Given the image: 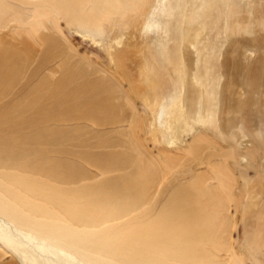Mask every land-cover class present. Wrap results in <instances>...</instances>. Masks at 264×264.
Segmentation results:
<instances>
[{"label":"bare ground","instance_id":"obj_1","mask_svg":"<svg viewBox=\"0 0 264 264\" xmlns=\"http://www.w3.org/2000/svg\"><path fill=\"white\" fill-rule=\"evenodd\" d=\"M200 1L176 0L175 6L174 0H0V261L5 254H10L14 262L8 264H242L237 263L229 243L223 240L231 229L223 212L234 209L236 216L242 211L239 204L252 195L253 190L244 192L238 186L229 161L241 166L246 157L247 161L252 160L248 165H255L259 153L254 143L253 148L239 151L230 146L226 150L217 139L215 142L201 138L207 141L208 152L205 158L198 155V163L202 162L201 166H207L215 175L209 180L205 174L195 175L193 185L179 184L172 194L166 190L171 195L165 205L157 203L159 209L153 216L146 208L151 211L152 205L155 209L154 202L159 194L163 195L162 183L152 169L153 162L143 160L144 153L137 144H125L118 152V145L113 141H93L92 151H86L84 146H91L92 142L90 132L84 131L77 145L78 160L100 168L99 177L106 179L109 174L112 177L125 168H132L123 177L113 175L100 184L89 185L84 184L85 178L78 166L76 173L67 169L65 161L71 150L56 144L55 140L64 133L47 128L49 121L58 120L82 121L96 128L124 127L137 118L138 113L132 111V98L126 96L132 111L130 122H122V115L114 119L111 112L107 123L103 122L106 106L101 92L103 80L83 84L81 97L70 82L72 73L65 81L54 83L51 91L35 87L38 74L47 65L45 60L52 56V48L59 47L77 56L70 43H63L66 41L64 28L99 35L104 32L105 23L121 30L134 27L131 35L141 37L140 44L151 43L147 48L149 59L156 71L157 68L163 71L170 70L168 67L173 64L167 51L170 42H180L183 50L189 52L191 29L194 31L199 19L204 21L197 27L214 20L213 29L228 42L222 62L225 83L220 108L216 111L213 103L204 102L205 93L198 92L194 86L189 91L193 102L186 97L183 84L187 81L181 65L173 67L180 75L172 90L167 94L155 92L152 98H160L163 116L174 104L173 100L180 99L174 114L178 122L198 117L202 124L219 129V134L225 131L232 136L237 128L242 132L248 130L256 114L260 116L264 111V0L209 1L212 19L196 16ZM181 10L184 13L179 14L172 28L168 23L169 12ZM219 23L222 28L217 26ZM139 27L140 36L136 32ZM138 46L139 43L130 44L114 53L119 70L124 68L122 62L127 57L129 64L139 60L137 55L143 49ZM38 53L40 61L36 62L34 54ZM87 68L85 71L90 73ZM52 73L54 70L50 69L48 74H43L39 83ZM200 78L196 81L202 82ZM125 84L133 87L134 96L146 95V90L137 88L130 79ZM177 84L183 86L178 88ZM204 90L214 99L215 90L210 84ZM183 98L186 102L181 101ZM47 100L57 101L59 110L37 108ZM26 117L32 120L27 122ZM245 122L247 127L242 125ZM80 126L59 128L66 129L70 137L71 130ZM159 126L168 130L163 121ZM23 128L32 132L23 134ZM126 128L120 134L129 136ZM230 129L233 131H227ZM57 145L61 147L55 149ZM200 149L201 146L194 150L199 153ZM56 150L57 161L52 156L48 158ZM142 161L146 164L144 169ZM37 175L53 182L36 179ZM53 183L76 188L69 190ZM256 187H263L259 194L264 197V182H258ZM263 211L255 212L245 222L249 233L256 232L252 242L264 237ZM224 251L232 255L231 263L220 260Z\"/></svg>","mask_w":264,"mask_h":264},{"label":"rangeland","instance_id":"obj_2","mask_svg":"<svg viewBox=\"0 0 264 264\" xmlns=\"http://www.w3.org/2000/svg\"><path fill=\"white\" fill-rule=\"evenodd\" d=\"M209 1L212 0H202L198 3L196 16L202 15L204 17L211 18L209 11H213L207 5ZM175 2L176 0H174V5L176 6ZM202 4H205V8L204 10L199 11V7H201ZM214 11L217 13L216 10ZM183 13L184 10H181L180 12L170 11L169 15H173V20H170V16L168 17L169 26L175 28L176 19L179 14ZM202 19L204 21V18ZM202 19H199L194 31L191 29L189 42L187 43V45L189 44L188 47L191 46V48H189V52H187L188 49L187 51L183 50V47L179 45L180 42L178 39L177 41L179 43L177 44L174 41L170 42V49L167 51L172 57L173 64L171 63L172 65H170L172 68L168 67L170 70L163 71L160 68H157L160 72L156 71L155 64L152 63L148 56L149 53L147 48L150 47L151 43L140 44V41L142 40L141 37L131 35V30L133 31L134 27L129 26V29L126 28L125 30H121L118 26H114L111 23H105L104 32L99 35H96V33L93 32H84L76 28H64L63 33L66 41L63 40V43H70V46H72L76 51L77 56L75 57L73 54L68 53L59 47L56 49L52 48L50 51L52 56L45 60L47 65L38 74V77L35 80V87H44L47 91H51V86L54 83L56 84L58 82L65 81L72 73L73 79L70 82H72V85H74L81 97L83 84L103 80L101 85L103 90L101 92L106 103L103 112V122L108 123L111 112L114 119L117 118V115H122L123 119L120 118L122 122H130L132 118V111L138 113L136 114L137 118L135 119V122L132 120L134 123L131 122L129 123L130 125L125 124L124 127L111 126L110 129L96 128L91 123H82V121H76V123H66V121H63L62 123L58 120V122L49 121L47 123V128L62 131L64 133L62 138H56L55 140L56 144L61 143L64 147L71 150V154L66 157L67 160L65 161L67 169L71 170L72 173H76L78 172V168H76L78 166L84 175L85 179L83 178V182H86L84 184L89 185L91 182L93 184H100L99 182H103L105 178L98 176L100 168H93L88 166L90 164L89 162L86 161L84 163L78 160L80 149H77V145H80V142L82 141L81 137L83 136L84 131L87 130L90 132L89 140L92 142L91 146H84L86 151H92V147L94 146L93 141H113L118 145L116 148V151L118 152H121L122 146L125 144L127 146L131 143L133 146L137 144L140 151L144 153L143 160L148 162L149 159L153 162L154 166L151 165L152 169L156 172L155 175L157 180L159 178L158 181L162 183L160 189L163 195L159 194L158 196L160 197H157L153 204L156 206H153L156 211L155 209H152V205L150 210L153 212L148 211L149 209L146 208V212H150L153 216L157 214L159 209L157 203H161L160 206L165 205V201H167L169 195L175 192V188H177L179 184L181 186H191L193 185V178L195 175L204 176L205 174L207 175V179H211L215 175L207 166L203 164V166H201L202 162L200 163L199 161L198 163V155H203V158H205L208 152V145L206 144L207 141L201 138H211L215 142L217 139V141L221 142V145L226 148V150H228L230 146H234L233 148L241 151L245 148H253L252 143H254L256 145V151L259 153L254 160L255 165H248L252 160L249 159L248 162V158L246 157L241 166L235 164L233 165L232 160L229 161L231 168L236 175V179L238 180H236V182H239L238 186L242 188L244 192H248L249 189L253 191L249 198L247 197L244 202L239 204L243 212L241 211L240 213H237L236 216L234 209H231L230 212H223L224 218H227V222L231 225L230 231L225 233L223 240L229 243L232 255L236 257L237 263L257 264L259 262L258 264H264V237L260 241L252 242L251 238L256 235V232L254 231L253 233H249V230L245 227V222L248 221L255 212H262L264 210V197H261L259 194L263 187H256L258 182H264V111L260 114V116L256 114L253 122H250L248 130L242 132V129L238 130L237 128L235 134H233L235 136L234 137L225 131H223L222 134H219V129L217 131V128L214 126L212 127L208 124H202L198 117H195L194 119L192 118L190 121H176L174 114L179 108L178 104L180 99L173 100L174 104L168 107V110L165 111V116H163L162 109L160 108V98H157L158 100L152 98L155 92H158L159 94H167L172 90L173 83L177 81V77L180 75L174 72L173 67L181 65L180 67L183 69L185 80L187 81V83L183 84L185 87L186 97H190L193 102V94H190L189 91L190 88H193L194 86L198 89V92L203 91L205 93L204 102L213 103L214 106H216V111L220 108L218 107L220 106V94L223 91L222 86L225 83L223 71L224 67L222 62L224 59L225 49L227 50L228 47V42H226L224 36H219L217 34L218 32L213 29L214 20H208L209 23L205 24V26L197 27V25L203 22ZM221 25L222 24L219 23L217 26L222 28ZM111 27L113 28L112 31L110 30ZM136 32L137 35H141L140 27L136 29ZM217 35L219 37H217ZM137 43H139L138 47L143 49L141 54L138 53L137 55L139 60H134L129 64L130 58L127 57L122 62L124 68L119 70L114 61V53L117 52V50H123L124 47H128L130 44ZM183 51H186V53L184 54ZM39 56L40 53L37 55L34 54V61H40ZM127 65L128 67H126ZM87 66L89 67L90 73L85 71V69H88ZM50 69L54 70V73H52L44 82L39 83L40 78L43 77L42 75L45 73L48 74ZM186 72H188V74ZM195 76L197 79H201V76L202 82H197ZM128 79L134 82L137 88L146 90V95L143 98L132 94V86H125ZM209 84L211 85V89L215 90L214 99L208 97V94L206 95V91L204 90ZM183 85H178V88H181ZM128 95L132 98L130 102L133 101L132 103L134 104L135 110L132 109L131 111L130 106L126 102V96L128 97ZM181 101L186 102V99L183 98ZM79 102L82 104L80 100ZM57 105V101L53 102L51 100H47L46 103H40L37 108L39 110H46L50 108H56L59 110ZM78 108L79 107L77 106L76 109ZM31 113L32 111H30V114ZM31 120L32 119L30 117H26L27 122H30ZM161 121L168 126V130L160 129L159 123ZM80 124V128L71 130L70 137V133L66 132V129L59 128L60 126L66 127L68 125L69 127H72L73 125L78 126ZM85 124L87 125L86 128H84ZM242 125L247 127L246 122ZM170 127L172 130L171 133L169 131ZM125 128L127 129L126 132L127 134L129 133V136L120 134V132L125 130ZM24 130L27 131L24 132ZM227 131L233 130L230 129ZM31 132L32 130L29 128L22 129L23 134ZM199 146H201V149L200 152L197 153L194 149ZM60 147V145H57L55 149ZM101 151L105 152L107 150ZM56 155H58L57 150L54 155H49L48 158L52 156L55 158L54 161H57V158L55 157ZM142 162L143 163L141 165L144 169L146 164L144 161ZM125 170L122 171V173L119 172L121 175H119L118 172L113 175L115 177H123L131 173L132 168H125ZM113 175L112 177H114ZM108 176L111 175L109 174L107 177ZM107 177L105 180H107ZM112 177H108V179ZM89 178H91V180ZM36 179H41L45 182H53L40 175L39 177L37 175ZM245 182H250V184ZM57 184L53 183V185L68 188L69 190L73 187H64ZM170 184H173L176 187L173 185L171 186ZM168 185H170V187ZM166 190H168L171 194ZM226 205L229 207L232 206L231 203H226ZM232 255L224 251L221 254L222 257L220 260L222 262L231 263ZM1 262L8 264L10 262H14V258L10 254H5L0 263Z\"/></svg>","mask_w":264,"mask_h":264}]
</instances>
